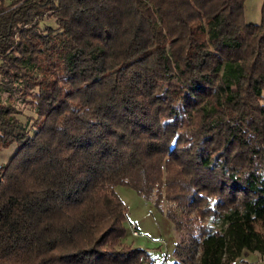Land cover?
I'll return each mask as SVG.
<instances>
[{
	"label": "trees",
	"instance_id": "16d2710c",
	"mask_svg": "<svg viewBox=\"0 0 264 264\" xmlns=\"http://www.w3.org/2000/svg\"><path fill=\"white\" fill-rule=\"evenodd\" d=\"M245 1L0 0V264L147 258L118 185L174 223L177 264L264 258V0L260 23Z\"/></svg>",
	"mask_w": 264,
	"mask_h": 264
},
{
	"label": "rangeland",
	"instance_id": "374dc122",
	"mask_svg": "<svg viewBox=\"0 0 264 264\" xmlns=\"http://www.w3.org/2000/svg\"><path fill=\"white\" fill-rule=\"evenodd\" d=\"M6 3L12 0H5ZM262 1H245V20L247 22L260 23L262 19ZM45 23L55 26L53 18L45 19ZM1 100L12 102L22 110L20 118L27 122L29 117L35 116V111L30 103L22 99L18 93H1ZM169 138L175 145L180 146L182 137L177 128L169 127L167 130ZM17 143H12L7 148L0 149V165L6 163L16 152ZM121 199L128 208L125 226L127 235L122 239V244L132 245L147 251L148 257L142 258L140 262L134 264H177V257L174 253L176 243L179 240L180 232L174 223L161 212L151 201L141 196L135 189L118 185L116 187ZM134 221L139 229V235H133L130 229V222ZM234 264H264V258L258 253H249L244 256V260L239 259Z\"/></svg>",
	"mask_w": 264,
	"mask_h": 264
},
{
	"label": "built area",
	"instance_id": "2783aa9c",
	"mask_svg": "<svg viewBox=\"0 0 264 264\" xmlns=\"http://www.w3.org/2000/svg\"><path fill=\"white\" fill-rule=\"evenodd\" d=\"M130 229H131V232L133 235H139L140 234L138 226L134 221L130 222Z\"/></svg>",
	"mask_w": 264,
	"mask_h": 264
}]
</instances>
